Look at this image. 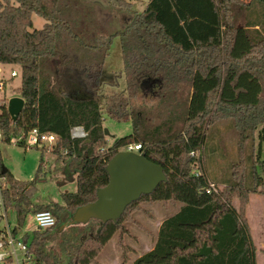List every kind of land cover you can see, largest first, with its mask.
I'll list each match as a JSON object with an SVG mask.
<instances>
[{
    "label": "trees",
    "instance_id": "1",
    "mask_svg": "<svg viewBox=\"0 0 264 264\" xmlns=\"http://www.w3.org/2000/svg\"><path fill=\"white\" fill-rule=\"evenodd\" d=\"M33 14L45 20L41 29L30 30ZM115 35L127 94L111 95L103 107L96 95ZM0 64L19 67L18 95L25 102L15 121L1 104L4 141L32 128L53 132L58 140L52 152L75 175L76 191L61 195L63 205L33 206L25 195L30 182L9 170L2 174L0 159L6 182L2 206L14 210L17 222L12 236L29 212L48 210L55 218L52 227L35 229L29 242L23 237L29 261L101 264L98 254L125 231L138 204L160 202L180 206L161 222L153 247L130 264H258L244 212L250 193L264 194V0H148L115 33L82 0H0ZM74 84L85 97L73 95ZM149 93L152 107L134 106ZM153 114L159 121L150 126ZM105 115L130 120L132 132L106 146ZM227 119L238 136L240 161L222 191L206 193V176L192 174L200 159L190 152L202 151L208 125ZM78 125L87 136L73 140L69 131ZM255 141L256 149L247 154L246 144L252 149ZM131 143L162 166L166 180L114 221L72 222L75 210L95 201L97 190L107 185L108 161ZM41 158L31 182L39 176ZM11 261L8 255L4 264Z\"/></svg>",
    "mask_w": 264,
    "mask_h": 264
},
{
    "label": "rangeland",
    "instance_id": "2",
    "mask_svg": "<svg viewBox=\"0 0 264 264\" xmlns=\"http://www.w3.org/2000/svg\"><path fill=\"white\" fill-rule=\"evenodd\" d=\"M124 1L128 2V5H119L116 0H82V4L87 11L92 12L101 21L108 33H115L122 30L136 12L142 11L148 0ZM13 4H16V2L13 1ZM32 23L30 30L41 29L45 20L33 14ZM11 68L19 71V67L16 65H5L2 73L6 76ZM19 85V77L10 81L9 85L0 91V104L4 102L7 106L8 100L4 99L5 96H19ZM72 90L73 95L85 97V92H82L81 87L74 84L72 85ZM114 94H127L118 35L113 37L105 58L96 98L104 107L107 101L110 100V96ZM144 97L146 100L140 97L136 98L134 106L152 107L155 99L151 98L150 93L149 95L145 94ZM158 121L159 118L153 114V116H149L147 124L152 126ZM102 127L106 130V146L111 145L114 138L122 137L132 132L130 120L116 121L106 115L103 118ZM206 134L202 151H199V168L201 167L200 171L206 176L207 180L219 185L221 187L220 191H222L226 187L225 179L232 173L233 165L240 161V150L237 143L238 136L232 127V122L228 119L218 120L208 125ZM256 144L257 141L254 142L252 149L249 143L246 144V153L248 154L251 150L254 151ZM40 158L42 159V165L39 176L35 181L31 182L35 178ZM0 159L1 166L7 168L15 178L30 182L28 190L25 192L28 195L31 193L29 200L33 206L43 203L48 205L59 203L63 205L61 195L76 191L75 175L63 166L65 163H62V161L64 162V160H59L57 155L51 152L50 149H45L41 155V147L26 148L13 142L0 141ZM239 165L236 167H239ZM248 166L249 161L247 162V168ZM249 186H252L250 179ZM5 187V179L0 177V188L3 189ZM261 195L264 197V194ZM233 202L235 205H239L238 199H234ZM159 204L160 202H155L152 205L143 202L138 204L139 209L131 213V220L124 223L125 231L117 232L113 235L98 254L97 261L101 264H130L138 256L151 249L154 243L153 234L158 227V221L165 215ZM16 224L14 210L11 207L4 209L0 201V237L3 236L6 227L12 230ZM35 229L36 224L33 221V214L29 212L15 237L21 241L23 237H27L29 242ZM254 235L257 242L264 245V230L255 226ZM124 247H127V249ZM17 255V260L11 257L12 261L9 264H33L25 259L22 251L18 250ZM258 260L263 264L264 254L259 255ZM4 263L5 261L0 262V264Z\"/></svg>",
    "mask_w": 264,
    "mask_h": 264
},
{
    "label": "water",
    "instance_id": "3",
    "mask_svg": "<svg viewBox=\"0 0 264 264\" xmlns=\"http://www.w3.org/2000/svg\"><path fill=\"white\" fill-rule=\"evenodd\" d=\"M20 96H13L7 102V112L15 121L24 107ZM106 134V130H104ZM4 166L1 173H5ZM107 185L96 192V200L80 206L72 215V222L85 224L90 219H98L102 223L114 221L132 202L141 195L150 194L160 182L166 180L161 165L148 160L139 151H121L116 153L107 163ZM64 225L60 226L62 230Z\"/></svg>",
    "mask_w": 264,
    "mask_h": 264
},
{
    "label": "built area",
    "instance_id": "4",
    "mask_svg": "<svg viewBox=\"0 0 264 264\" xmlns=\"http://www.w3.org/2000/svg\"><path fill=\"white\" fill-rule=\"evenodd\" d=\"M5 65L0 64V91L4 90L6 86L9 85L10 81L14 78H20V72L15 69H9L7 75L5 76L2 73V70ZM4 97V96H3ZM11 97H4V99L9 100ZM3 99V98H2ZM8 102V101H7ZM1 106V104H0ZM1 112V108H0ZM70 138L75 139H84L87 136V132L80 125L73 126L69 131ZM58 140V136L53 132H41L37 128H32L26 132H20L15 136H10L8 142H13L15 144L24 146V147H41L43 149L49 150L52 152V149L55 147ZM0 141H4V135L0 129ZM141 149L140 144L131 143L124 146L123 151L137 152ZM62 155H66L67 151L62 150ZM191 156L194 158H199V151L193 150L190 152ZM192 174L197 176L201 174L199 168L198 160L195 161ZM206 193H217L221 190V187L214 182L208 181L207 187L205 188ZM0 199H1V188H0ZM33 221L36 224V229L43 230L49 227H52L55 224V218L52 213L48 210L37 211L33 214ZM3 239H5L3 241ZM22 251L23 256L27 261L30 260V255L28 253L27 244L23 241L17 239L15 236H12L11 229L6 227V230L3 236L0 237V262L5 261L6 257L10 255L11 257L17 260V251ZM17 263V262H16ZM18 264V263H17ZM23 264V263H21Z\"/></svg>",
    "mask_w": 264,
    "mask_h": 264
},
{
    "label": "crops",
    "instance_id": "5",
    "mask_svg": "<svg viewBox=\"0 0 264 264\" xmlns=\"http://www.w3.org/2000/svg\"><path fill=\"white\" fill-rule=\"evenodd\" d=\"M26 190H28V188ZM261 194L262 193H260V192H254V193H251L249 195V201L245 207V212H244L245 217L247 219L249 229H250L251 237H252L253 243H254L255 248H256V261L258 264H261L258 260L259 255L264 254V245H262L261 243L259 244L257 242V240L255 239V235H254L255 226H258L264 230V197ZM30 195H31V193L29 195H28V193H26V196L28 198L30 197ZM0 201H1V199H0ZM1 204H2V202H1ZM150 205H152V204H150ZM159 205L161 206V209L165 212V215L161 219L159 218L160 220L158 221V227L156 228V230L153 234L154 235L153 236L154 242H155V237H156V234L158 232V229H159L161 222L165 218H167L168 216L174 214L179 209V206H180V204L163 205L162 203H160ZM234 205H235V203H234ZM235 207L238 208V205H235ZM156 219H158V218H156ZM153 245H154V243H153Z\"/></svg>",
    "mask_w": 264,
    "mask_h": 264
}]
</instances>
